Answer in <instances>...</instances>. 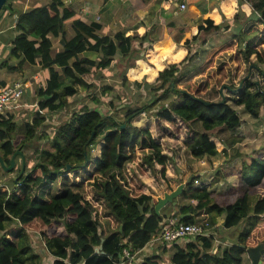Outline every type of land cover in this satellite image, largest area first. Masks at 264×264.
I'll list each match as a JSON object with an SVG mask.
<instances>
[{
  "label": "trees",
  "instance_id": "1",
  "mask_svg": "<svg viewBox=\"0 0 264 264\" xmlns=\"http://www.w3.org/2000/svg\"><path fill=\"white\" fill-rule=\"evenodd\" d=\"M9 1L0 13L10 8ZM252 3L264 21V0H252ZM226 10L229 12L230 8ZM67 22H73L76 34L73 37L64 34L65 50L54 57L50 35H58ZM161 22V31L156 37L149 31L142 36H127L124 32L100 36L96 34L102 29L100 24L85 23L80 13L63 5L61 0H52L50 4L19 15L16 25L19 34L14 40L11 56L20 59L21 65L36 63L40 57V63L50 71L46 84L38 90L42 100L40 106L56 111L66 107L68 97L76 95L79 89L95 88L97 71L108 68L119 55L127 61L123 71L126 73L139 56L137 50L132 49L134 41L141 44L147 41L148 48H152L167 28L163 18ZM205 22L207 26L198 25L199 32L193 40L198 39L201 31L210 33L222 26L209 18ZM168 26L170 35L179 43L180 38L172 31L174 25ZM184 31L179 32L183 34ZM190 42L189 39L184 41L188 50ZM88 50L98 52L99 59L85 58L83 52ZM229 50L235 52L232 55L235 70L227 60L216 63L218 56ZM183 54V48L156 43L151 51L154 65L148 71L152 76L158 69H164L159 71L153 84L146 82L144 85L150 96L149 102L143 101L136 109L122 110L119 116L101 113L95 106L87 104L60 123L50 147L39 151V160L32 169L25 156L26 169L22 176L19 172L14 188L9 189L11 193L0 190V264H48L44 262L46 252L56 258L54 264H116L121 262L124 250L135 254L150 244L166 216L156 212L157 200L144 191L140 175L148 170L157 174L156 165H160L161 178L166 177L167 165L173 162V157L163 151L149 128L135 125L133 121L165 97L173 95L168 104L160 103L154 115L169 122L179 118L188 125L194 133L188 143L194 157L203 159L225 154L242 141V137L226 135L243 121L227 98L222 102L224 99L214 101L200 95L209 88L208 81L204 84H196L193 80L182 83L184 65L194 59L196 52L189 50L182 61L165 67L168 62L181 60ZM253 56H256L255 63ZM245 63L249 65L247 77L241 86L229 88L234 90L235 105H244L248 113L259 117L264 109V85L252 81L248 75L252 68L264 73L258 68L259 63H264V32L247 42L246 34L240 32L211 45L206 49L199 71L204 75L211 72L208 78L220 87L232 71L238 78ZM54 65H59L62 73ZM8 69L16 70L17 67L9 65ZM127 81L125 78L124 82ZM112 89V86H106L102 94L106 96ZM92 102L102 100L93 96ZM111 105L115 107L113 102ZM44 120L41 116L33 122L18 124L12 116H0V154L7 165L16 149L22 151L36 138ZM99 143L100 154L93 157L91 148ZM244 169L240 193L234 201L220 202L207 187L196 186L190 180L181 197L192 203L180 205L175 214L185 223L200 222L198 218L205 214L211 227L224 216L223 226L228 229L245 222L238 241L218 256L197 249L196 243L203 242L206 249L212 241V238L198 236L193 240L196 243L190 242L184 248L177 246L171 258L173 264H243L246 250L264 242V196L251 203V197L260 187L264 188V151ZM38 219L48 229L40 228L44 231L41 235L44 251L37 250L36 242L28 233V230L32 231L31 223ZM102 240L104 252L96 254L95 247ZM166 251V248L161 250L162 253ZM160 258L154 254L136 264H159Z\"/></svg>",
  "mask_w": 264,
  "mask_h": 264
},
{
  "label": "crops",
  "instance_id": "2",
  "mask_svg": "<svg viewBox=\"0 0 264 264\" xmlns=\"http://www.w3.org/2000/svg\"><path fill=\"white\" fill-rule=\"evenodd\" d=\"M61 2L63 5L80 13L81 18L85 23L100 24L102 29L96 32V34L100 36H114L117 32H124L127 36H134L137 34L142 36L149 31L152 37H156L161 31L162 18L165 20L167 28L164 30L163 37L153 43L152 48H148L150 45L147 41L143 42V44L138 40L134 41L132 49L137 50L139 56L135 60L134 65L127 69L126 73L123 71L127 67V61L124 57L119 55L108 68L97 71L95 74V88L90 90L79 89V92L76 95L68 97V105L66 107L56 111H49L48 108H41L40 104L42 100L38 95V90L46 84L49 78V69L43 67L40 63V57H38L36 63L25 62L21 65L20 59L13 58L11 52L14 40L19 34L16 28L19 15L31 9L50 4L52 3V0H10V8L0 13V87L16 80H23L27 83V91L17 104L9 106L4 117L12 116L14 121L18 124H26L28 122H33L36 118L44 116L45 120L36 132V137L37 135L40 136L42 134L43 129L45 130V128L53 127V123H55L54 121L58 123L59 118H62L63 120V118L68 119L69 116L73 117V113L78 112L87 104L93 105L97 110L101 111L99 106L103 104V98L107 97L102 94V91H100L101 85H112V82L117 83L119 80L122 83H126L124 82L125 78H127L128 84L142 82L143 80L153 84L159 75V71L164 69H158L152 76H150V72L148 71V69L154 65L152 63L151 51L158 42H164L167 47L175 45L184 49L183 58L181 60L168 62L165 67L169 64L182 61L187 56L189 50H191L192 53L196 52L194 59L186 62H190L185 66V69L187 67L186 71L188 72L191 69L198 70L200 64H191V62L193 63L196 61L202 63L206 56V49L211 45L220 43L231 37V35L240 32L246 34V42L264 32V21L254 9L252 0H244V2L242 0H61ZM186 2L188 4H186L187 8L181 10L180 5ZM227 8H230L229 12H227ZM207 18L212 20L214 24H221V28L219 30L211 31L210 33L201 31L198 35V39L193 40V37L199 32L198 25L204 24L207 26V23L205 22V19ZM169 24L174 25L172 31L177 34L178 38H180L181 41L179 43H177L172 35H170ZM182 29L185 30L183 34L179 32ZM64 34L68 37H73L76 34L73 22L65 23L58 35H50L52 55L54 57L65 50L63 40ZM187 39L191 41V48L189 50L184 46V41ZM234 53L235 52L231 50L226 51L221 55H229V57L221 59L220 55L218 56V59L220 61H229L233 70H235L236 62L232 60V55ZM83 56L91 60H98L100 57L98 52L92 50L84 51ZM219 60H217V62H220ZM72 61L73 60H71V62ZM252 61L254 63L256 62V56L252 57ZM9 65L15 66L17 69L9 70ZM248 66V64H244V71L238 78L234 76V71H232V75H229L226 82L227 80L229 81L232 79L233 82L241 85L242 80H245L247 77L246 69ZM53 67L62 73V68L59 65H54ZM258 68L264 72V63H259ZM134 69L136 72L133 71ZM248 76L251 77L252 81H257L261 85H264V73H260L257 68H252V72ZM110 80L112 82H110ZM227 85V87L221 89L220 94L222 99H225L227 97V91L231 94V97H233L231 99L233 100L234 90L229 88L230 84ZM93 96H97L102 102H92ZM117 97L121 98L123 96ZM231 101L229 100V103H231ZM235 106L238 107L236 108ZM235 106L234 107L243 118L241 126L237 128H245L247 134L251 133L255 135V133L250 131L253 125H255V129L258 132L261 131V128L264 127V109H262L259 117H254L247 112L244 105ZM110 107H112L111 104ZM40 108L43 112H40ZM241 110L244 111V114ZM56 128L57 127H54V130H56ZM242 138L244 141L245 138ZM240 145L239 142L236 143L224 154V160H213L212 165L213 167H218L217 170H219V167L221 166L220 169L223 168L227 171L226 176L221 179L223 181H220V185H223L226 181H230L231 190L235 193L236 198L240 193V180L246 173L244 168L245 166L250 165L254 158L251 156V159L247 160V158L243 157ZM26 148L27 145L24 146L22 151L27 157L30 156L31 153L27 151ZM258 148H260V146ZM99 154L100 151L98 155ZM18 161H21L22 163L20 156H17V164ZM173 162L175 163V167L179 168L174 169V167H172V170L169 169L168 173L166 171V179L161 178V176H159L158 179L159 173L154 174L151 170H148L144 175H140V182L144 191L152 195L156 200L163 197L165 193L172 192L181 184L184 185V188L186 187V179H188L190 173L185 167H183L185 165V160H173ZM212 166H209V169H211ZM156 169L161 170V166L156 165ZM208 170H203V172L200 171L199 174L205 173V171L207 172ZM178 172H180V174H178ZM200 179L202 178L199 177L196 181ZM211 184H213V182H211ZM208 189L213 193L215 192V188ZM215 194L217 193L215 192ZM217 195L221 196V198L222 195L226 196L221 193ZM261 196H264V188L262 187H260L258 192L251 197V203H255L257 198ZM188 201L190 200L183 199L179 196L176 205L169 203L161 209L160 213L164 214L166 218L169 216H175L179 211V206L189 204ZM223 221L224 216L218 218L217 225L214 227L215 238L212 237L211 246L209 248L204 249L203 242L196 243L192 239L180 241L178 245L167 244L164 245L163 248H166V250L169 249L170 252L173 251L171 254V256H173L177 251V246L184 248L188 243L194 242L197 244V249L209 254L222 256L228 246L238 241L239 233L245 226V222H242L240 225L228 229L223 226ZM31 229L33 232L28 230V233L33 235L37 234L38 237L41 236L39 230H35L32 227ZM150 246L151 245H147L140 250L134 259L135 263L130 264L140 263L145 257L150 255L157 254L162 256L160 254V251L162 250L159 247L160 245H154L152 248ZM148 248L150 251H147ZM171 258L169 259L168 264H173ZM49 259L52 260V264H54L56 258L50 255ZM160 260L161 258L158 259V262ZM116 264H124V262L121 260L120 263ZM243 264H253L247 250L243 255ZM262 264H264V259Z\"/></svg>",
  "mask_w": 264,
  "mask_h": 264
},
{
  "label": "rangeland",
  "instance_id": "3",
  "mask_svg": "<svg viewBox=\"0 0 264 264\" xmlns=\"http://www.w3.org/2000/svg\"><path fill=\"white\" fill-rule=\"evenodd\" d=\"M242 1L244 2V0ZM226 57H229V55L223 54L221 55L220 58L222 59ZM217 60L219 59L217 58ZM189 63H185L184 65L183 70H184L185 76L182 80V83H187L193 80L194 83L196 84H200V83L204 84L208 81V84L210 85L209 88L200 95L210 100L220 101L222 99L220 91L221 89H224L223 86H220V87L217 86L214 80H211L208 78L211 72L204 75L200 73L199 68L198 70L191 69L190 71L187 72L186 71L187 67L185 69V66L188 65ZM216 63H219V62H216ZM191 64L198 65V64H201V62L195 61L193 63L191 62ZM133 71L136 72L135 69ZM230 75H232V72L230 73ZM110 82L112 81L110 80ZM227 82L225 80L224 84L226 85L230 84V86L238 85L236 82H233L232 79H230L229 81L227 80ZM145 83H146L145 80H143L142 82L133 83V84H130V83L128 84V82L122 83L119 80V82L117 83L112 82V85L111 84L105 85V86L101 85L100 91H103V89L106 88V86H110V87L112 86L113 90L111 92H108V94L106 95L107 96L106 98L105 97L103 98V104L99 106L101 111L100 110L99 111L101 113H110L112 115H115V114L118 115L119 112L127 108H131V109L138 108L139 106L143 105V101L149 102L150 96L147 92V89L144 86ZM226 94H227L226 98L231 101L232 100L231 98H233L231 97V94L228 93L227 91H226ZM117 96H123V97H121L122 99H118ZM171 99H173V95H169L165 97L158 104L153 106L149 112L141 113L138 117H136L133 123L135 125H140V126L149 128L153 135V138L161 144L163 151L165 153L173 157V160H185V165L183 167H185L187 171L190 173L188 175L189 176L188 179H186L187 183L190 180H192L194 181L196 186L215 188V192L217 194L221 193V194L226 195V196L222 195V198H221V196L216 194L217 200L220 202L222 201L224 203L225 201L235 200L236 196H235V193L231 190L230 181H226L225 183H223V185H220V181L221 182L223 181L221 179L224 176H226L227 171L224 170L223 168L220 169L221 166L219 167V170H217L218 167L216 168L212 166L213 160H224L225 155L220 154L219 156L217 155L215 157H204L203 159L194 157L191 154V151L188 147V143L191 141L194 133L189 129L188 125L184 124L179 118H176V120L173 122H169L164 119H160L154 115V113L158 110V106L160 105V103L168 104ZM110 102H113L115 104V107L113 106L110 107V104H111ZM231 104L235 106L233 100L231 101ZM235 107L237 108L238 106H235ZM241 112L244 114L243 110H241ZM70 118L71 116L68 117V119ZM63 120H66V118L65 119L63 118ZM63 120L62 118H59L58 123L54 121L55 123H53V127L45 128V130L43 129L42 134L40 136L37 135V137L32 140L31 144L29 146L27 145L26 149L27 151L31 153L30 156H27V162L29 164V169H32L35 162L39 160V156H40L39 151L41 152V150H43L44 148L50 147L51 145L50 141L55 131L54 127H58ZM254 126L255 125H253L250 131L255 133V135L251 133L247 134V130L242 127L237 128L232 132H226L227 136L232 134L234 135V137L242 136L245 138V140L240 141L239 144H241L240 148L242 149L243 157L247 158V160H250L251 156L253 157L258 156L260 153L264 151V127H262L261 131L258 132ZM43 134H46V135H43ZM222 135L225 136V134H222ZM259 146L260 148H258ZM100 147H101L100 143L92 146L91 153L93 157L98 156ZM16 165L17 166L12 171H6L0 165V180H2V182H4V184H6L9 189L14 188L15 186V179L18 177V174L21 170V166H20L21 161H18V164ZM209 166H212L211 169H209ZM172 167H174V169L179 168V167H175L174 162H171L167 165V173L169 169L172 170ZM203 170H208V171L207 172L205 171V173L199 174V172L200 171L203 172ZM159 171L160 170L158 169L157 172L160 174ZM159 174H158V179H159V176H161V174L160 175ZM178 174H180V172H178ZM199 177L202 179L196 181ZM163 179H166V178L163 177ZM211 182H213V184H211ZM187 183H186V186H187ZM188 202L189 204L192 203L191 200ZM204 217H205V214H201L200 217L198 218V221H201ZM31 226L34 229L39 230V231L42 226H43L42 228H44L45 231L48 230L47 226H45L40 219L32 222ZM12 232L15 233V230H12ZM40 232H41L40 235H42V232L44 231L41 230ZM31 236L34 239V242H36L35 247L37 248V250L44 251L46 248H45V244L43 242L42 237L41 236H40L41 238L38 237L37 234L35 235L31 234ZM192 240H195V239H192ZM159 245L158 246L161 249H163L164 245L163 244H159ZM147 251H150L149 248L147 249ZM172 252L173 251L170 252L169 249H167V252L165 253H162L160 251V254L162 256H161V260L159 261V263L168 264L169 259L172 257L171 256ZM49 256L50 254L46 252L45 254L46 258L44 262L48 264H52V260L49 259ZM130 263H135V260H133L132 262H128V261L124 262V264H130Z\"/></svg>",
  "mask_w": 264,
  "mask_h": 264
},
{
  "label": "built area",
  "instance_id": "4",
  "mask_svg": "<svg viewBox=\"0 0 264 264\" xmlns=\"http://www.w3.org/2000/svg\"><path fill=\"white\" fill-rule=\"evenodd\" d=\"M187 8L186 3L180 5V9L184 10ZM241 86V85H240ZM27 91V83L23 80H16L0 87V116H5L9 106L17 104ZM40 112H43L40 108ZM0 190H11L7 187L2 180H0ZM198 236L215 238L214 227L209 225L207 217L202 219L200 222L196 223H185L180 222V220L175 216H169L165 219L158 233L153 234L150 241L152 248L154 245H177L180 241L187 239H194ZM140 252V251H138ZM135 254L124 250V254L121 257L123 262H132L137 253Z\"/></svg>",
  "mask_w": 264,
  "mask_h": 264
},
{
  "label": "water",
  "instance_id": "5",
  "mask_svg": "<svg viewBox=\"0 0 264 264\" xmlns=\"http://www.w3.org/2000/svg\"><path fill=\"white\" fill-rule=\"evenodd\" d=\"M8 0H0V11L2 10V8L7 4ZM227 87L226 84L223 85V88ZM224 100H222V102H224ZM206 102V101H205ZM17 156H20L22 159V163H21V170H20V174L19 176H22L25 169H26V157L25 154L23 153V151H21L20 148L16 149L15 152L12 154L11 157V162L9 165H7L3 159V157L0 155V165L6 170V171H12L17 164ZM68 167H70V165H68ZM19 176L15 179V181L18 180ZM184 189V185H179L175 190H173L172 192H167L164 194L163 197H160L157 200V203L155 204V210L157 213H160L161 209L166 206L169 203H172L173 205L177 204V198L179 196H181L182 192ZM122 229V227H121ZM104 240H102V243L95 247V253L96 254H100L103 253V249H104V245H103ZM247 252L249 254V257L252 260L253 264H262L263 263V259H264V242L259 243L257 246L254 247H249L247 249Z\"/></svg>",
  "mask_w": 264,
  "mask_h": 264
}]
</instances>
